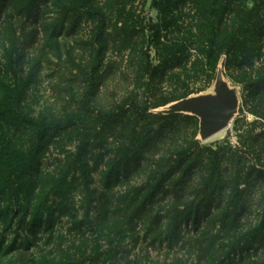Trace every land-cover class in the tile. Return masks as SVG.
Returning a JSON list of instances; mask_svg holds the SVG:
<instances>
[{
  "label": "trees",
  "instance_id": "16d2710c",
  "mask_svg": "<svg viewBox=\"0 0 264 264\" xmlns=\"http://www.w3.org/2000/svg\"><path fill=\"white\" fill-rule=\"evenodd\" d=\"M160 1L152 0V4L167 15L159 23L148 20L147 92L153 90L154 72L171 69L193 41L196 55L189 71L201 87L180 98L207 88L220 62L233 81L254 97L260 94L264 82V0H194L188 11H194L195 26L187 24L186 36L180 39L167 38L162 51L161 32L180 29L179 18L189 13L181 9L175 15L176 5L168 1L160 7ZM32 3L27 2L28 12ZM89 14L105 23L101 11L90 10ZM152 49L157 51V63L151 58ZM99 62L92 65L83 98L84 110L97 122L79 130L74 120L59 127L48 119L35 120L30 124L32 142L26 150H0L1 191L11 177L32 170L49 145L62 138L63 130L71 128L80 136L77 152H68L64 166L52 176L49 193L54 199L47 207L40 204L29 219L23 214L18 224L14 220L18 211L11 214L8 208L0 209V230L5 234L16 226L10 241L0 234L5 264H32L35 256L39 264H87V260L89 264H121L122 260V264H139L140 257L132 259L131 250L145 249L150 260L149 249L156 246L166 248V257L153 264H264V163L253 150L245 149L255 162L244 167L229 142L203 145L197 138V116L151 112L174 99L153 104L146 98L142 107L135 106L132 131L120 133L127 141L114 138L109 126L127 118L131 109L119 106L110 112L92 106L100 85L95 73ZM14 109L8 101L0 102V116H15ZM93 160L95 165H91ZM71 195H76L79 203L68 209L65 206ZM54 206L59 208L58 216ZM60 216L71 218L75 235L86 237L90 232L89 255L78 248L61 250L56 245ZM105 236L111 238L103 245Z\"/></svg>",
  "mask_w": 264,
  "mask_h": 264
},
{
  "label": "rangeland",
  "instance_id": "374dc122",
  "mask_svg": "<svg viewBox=\"0 0 264 264\" xmlns=\"http://www.w3.org/2000/svg\"><path fill=\"white\" fill-rule=\"evenodd\" d=\"M168 1L173 3L172 6H177L174 8L175 15L182 9L186 11L183 13H189L186 15L189 17L181 15L180 29L161 32V51L167 38L180 39L186 36L187 24H196L194 11H188L194 0H161L159 6L163 7ZM27 2L29 0H0V102L8 101L17 112L15 116H0L1 151L26 150L32 142L30 124L35 120L48 119L55 122L57 127L74 120L79 130L84 125L97 122L96 117L84 110L83 98L86 79L92 65L99 59L95 73L100 85L92 106L110 112H116L119 106L129 105L131 109L127 118L109 126L114 138H120L121 132L132 131L135 106L142 107L146 98L153 104L174 99L151 109L154 113H174L172 110L176 105L188 100L191 105L180 113L197 116L201 121L195 110L198 104L222 96L233 103L227 129L204 140L199 126L197 138L203 145L213 147L229 142L235 148L236 159L240 158L244 167L255 162L245 149L253 150L257 159L264 163V82L260 85V94L254 97L243 89L242 84L226 75L220 62L207 88L180 98L183 93L201 87L189 71L196 55L195 44L190 41V48L177 56L171 69L154 72L153 90L146 91L148 20L151 18L159 23L167 15L164 10L154 7L152 0H32L30 12L26 8ZM90 10L101 11L105 15V23L92 17ZM156 54L155 49L150 51L154 63H157ZM63 132L62 138H56L57 142L49 145L47 153L32 170L11 177L7 187L0 191V209L8 208L11 214L13 210L19 212L14 219L15 224H18L17 220L23 214L29 219L40 204L44 203L47 207L54 199L49 193L53 184L52 176L57 175L64 166L66 154L77 152L80 144V136L74 134L71 128ZM124 138L121 137L127 141ZM95 164L96 160H93L91 165ZM69 179L74 182L75 177L70 175ZM0 180L3 181L1 174ZM75 196L71 195L69 205L65 207L70 209L78 205L79 199ZM59 212L57 207L55 216ZM78 216H82L80 211ZM57 227L56 245L61 250L71 247L86 254L92 252L90 232L86 233V237L75 235L71 218L60 216ZM15 229L16 226L5 234L1 229L0 234L10 241L16 235ZM110 238L103 237L102 244L109 243ZM165 250V247L159 246L150 248L151 259L148 260L145 249L142 251L139 247L131 250V258L139 256V264H153L165 259ZM109 260L107 258L108 263ZM6 261L7 258L0 251L1 264ZM39 261L35 256V263H31L39 264ZM86 263L89 264V260Z\"/></svg>",
  "mask_w": 264,
  "mask_h": 264
},
{
  "label": "water",
  "instance_id": "95a60500",
  "mask_svg": "<svg viewBox=\"0 0 264 264\" xmlns=\"http://www.w3.org/2000/svg\"><path fill=\"white\" fill-rule=\"evenodd\" d=\"M191 105L188 100L182 104L176 105L172 112H181ZM196 112L199 113L201 121L199 127L203 134L204 140L209 139L215 132L229 123L230 115L233 111V103L229 99H224L222 96H217L214 99L201 102L196 107ZM199 118V117H198Z\"/></svg>",
  "mask_w": 264,
  "mask_h": 264
},
{
  "label": "bare ground",
  "instance_id": "6f19581e",
  "mask_svg": "<svg viewBox=\"0 0 264 264\" xmlns=\"http://www.w3.org/2000/svg\"><path fill=\"white\" fill-rule=\"evenodd\" d=\"M227 127H228V125H227L226 127H223V128H221V129L217 130V131L215 132V134H213L212 136H215V135L221 133L222 131H224L225 129H227ZM212 136H211V137H212Z\"/></svg>",
  "mask_w": 264,
  "mask_h": 264
}]
</instances>
